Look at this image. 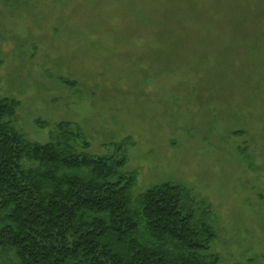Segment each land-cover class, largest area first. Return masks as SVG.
<instances>
[{"label":"rangeland","instance_id":"1","mask_svg":"<svg viewBox=\"0 0 264 264\" xmlns=\"http://www.w3.org/2000/svg\"><path fill=\"white\" fill-rule=\"evenodd\" d=\"M0 98L31 142L68 121L124 155L134 196L184 184L218 264H264V0H0Z\"/></svg>","mask_w":264,"mask_h":264},{"label":"trees","instance_id":"2","mask_svg":"<svg viewBox=\"0 0 264 264\" xmlns=\"http://www.w3.org/2000/svg\"><path fill=\"white\" fill-rule=\"evenodd\" d=\"M18 105L0 98V264H218L208 202L173 181L134 196L124 155L90 154L68 121L31 142Z\"/></svg>","mask_w":264,"mask_h":264}]
</instances>
